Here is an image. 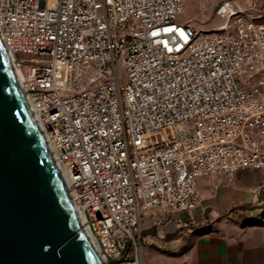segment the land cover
<instances>
[{"label":"built area","instance_id":"1","mask_svg":"<svg viewBox=\"0 0 264 264\" xmlns=\"http://www.w3.org/2000/svg\"><path fill=\"white\" fill-rule=\"evenodd\" d=\"M184 13L0 0V38L105 264H144L150 210L159 233L172 215L193 225L202 176L264 168V0L222 1L211 29Z\"/></svg>","mask_w":264,"mask_h":264},{"label":"water","instance_id":"2","mask_svg":"<svg viewBox=\"0 0 264 264\" xmlns=\"http://www.w3.org/2000/svg\"><path fill=\"white\" fill-rule=\"evenodd\" d=\"M0 264H101L1 38Z\"/></svg>","mask_w":264,"mask_h":264},{"label":"crops","instance_id":"3","mask_svg":"<svg viewBox=\"0 0 264 264\" xmlns=\"http://www.w3.org/2000/svg\"><path fill=\"white\" fill-rule=\"evenodd\" d=\"M199 186L202 197L193 225L185 214L172 215L159 233L153 209L142 220L144 229H154L146 236L184 249L180 264H264V169L202 176Z\"/></svg>","mask_w":264,"mask_h":264},{"label":"rangeland","instance_id":"4","mask_svg":"<svg viewBox=\"0 0 264 264\" xmlns=\"http://www.w3.org/2000/svg\"><path fill=\"white\" fill-rule=\"evenodd\" d=\"M222 1L225 0H184L185 13L181 19L192 20L198 28H217L225 23V19L216 13V9ZM232 1H235L238 5L244 2V0ZM201 3L207 4V11L202 10ZM153 230L151 227L145 228L144 234L154 233ZM183 250L182 248L179 251L175 248H167L164 242L159 239L148 237V242L145 245L144 264H180V255Z\"/></svg>","mask_w":264,"mask_h":264},{"label":"bare ground","instance_id":"5","mask_svg":"<svg viewBox=\"0 0 264 264\" xmlns=\"http://www.w3.org/2000/svg\"><path fill=\"white\" fill-rule=\"evenodd\" d=\"M6 53L9 57V60L12 62V54L11 52H9L8 50H6ZM28 107L30 109V112L32 114V117L35 121V124L44 140V143L45 145L47 146L52 158H53V161L61 175V178H62V181L64 182L67 190L69 191V176L68 174L66 173V171L62 168V166L60 165V163L58 162V159H57V154L55 153L49 139L47 138V135H46V131L44 129V126L39 118V115H38V112L36 109L33 108V106L28 103ZM74 207V210H75V214H76V217H77V220L79 221L81 227H82V230H83V233H84V236L86 238V240L88 241L89 245L92 247V249L94 250L95 254L97 255L98 257V260L100 261L101 264H105L104 262V259H103V256L100 252V249H99V246L96 242V240L94 239V237L91 235L89 229L85 226V219H84V215H83V212L80 208L76 207L75 205H73Z\"/></svg>","mask_w":264,"mask_h":264},{"label":"trees","instance_id":"6","mask_svg":"<svg viewBox=\"0 0 264 264\" xmlns=\"http://www.w3.org/2000/svg\"><path fill=\"white\" fill-rule=\"evenodd\" d=\"M166 237H168V235H166Z\"/></svg>","mask_w":264,"mask_h":264}]
</instances>
